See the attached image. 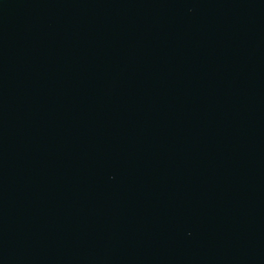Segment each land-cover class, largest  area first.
I'll use <instances>...</instances> for the list:
<instances>
[{"label": "water", "instance_id": "1", "mask_svg": "<svg viewBox=\"0 0 264 264\" xmlns=\"http://www.w3.org/2000/svg\"><path fill=\"white\" fill-rule=\"evenodd\" d=\"M0 264H264V0H0Z\"/></svg>", "mask_w": 264, "mask_h": 264}]
</instances>
